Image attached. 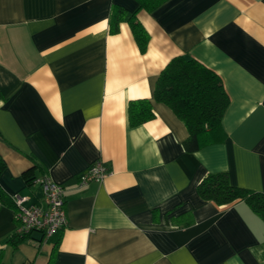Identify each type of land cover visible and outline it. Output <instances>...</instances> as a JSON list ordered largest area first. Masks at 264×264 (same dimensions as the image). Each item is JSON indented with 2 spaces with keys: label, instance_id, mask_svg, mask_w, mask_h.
Listing matches in <instances>:
<instances>
[{
  "label": "crops",
  "instance_id": "obj_1",
  "mask_svg": "<svg viewBox=\"0 0 264 264\" xmlns=\"http://www.w3.org/2000/svg\"><path fill=\"white\" fill-rule=\"evenodd\" d=\"M113 4L127 10L116 31ZM176 55L215 71L229 98L225 139L192 152L167 105L128 120L129 101L152 98ZM0 155L9 197L44 206L35 179L47 175L66 213L51 237L19 240L15 205L1 206L0 264H264V221L244 201L218 205L196 190L225 171L264 192V0H167L151 11L136 0H0ZM96 160L112 173L79 185Z\"/></svg>",
  "mask_w": 264,
  "mask_h": 264
},
{
  "label": "trees",
  "instance_id": "obj_2",
  "mask_svg": "<svg viewBox=\"0 0 264 264\" xmlns=\"http://www.w3.org/2000/svg\"><path fill=\"white\" fill-rule=\"evenodd\" d=\"M136 1L139 8L151 11L167 0ZM126 14L125 7L113 4L109 19L110 31L118 29L119 21ZM127 19L135 40L143 49L147 41L146 31L135 12ZM153 101L167 105L185 125L187 135L182 145L186 151L192 152L225 139L226 132L221 119L229 102L227 92L220 76L197 59L183 55L172 57L153 83L152 98L129 101V124L137 125L153 117ZM4 167L5 162L0 155V172ZM196 190L200 198L212 200L218 205L244 201L264 221V192L231 184L225 171L207 173L197 184ZM11 204L14 205L13 198L0 187V207ZM12 235H16L15 232ZM25 237L18 236L19 240Z\"/></svg>",
  "mask_w": 264,
  "mask_h": 264
},
{
  "label": "built area",
  "instance_id": "obj_3",
  "mask_svg": "<svg viewBox=\"0 0 264 264\" xmlns=\"http://www.w3.org/2000/svg\"><path fill=\"white\" fill-rule=\"evenodd\" d=\"M111 173V169L100 160H96L78 175V184L83 185L92 180L101 181ZM35 181L41 187L44 206L37 204L22 206L21 203L26 196H13L15 205L13 217L16 221L14 232L19 237H29L31 232L38 231L45 238H49L66 224L63 189L47 175Z\"/></svg>",
  "mask_w": 264,
  "mask_h": 264
}]
</instances>
